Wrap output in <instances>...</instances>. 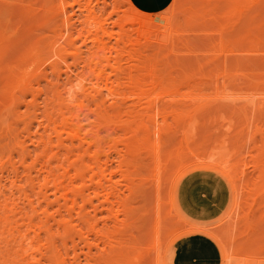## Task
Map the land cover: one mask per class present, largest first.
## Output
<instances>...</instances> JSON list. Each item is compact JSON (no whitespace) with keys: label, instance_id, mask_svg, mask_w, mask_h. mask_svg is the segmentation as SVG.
I'll return each mask as SVG.
<instances>
[{"label":"bare ground","instance_id":"6f19581e","mask_svg":"<svg viewBox=\"0 0 264 264\" xmlns=\"http://www.w3.org/2000/svg\"><path fill=\"white\" fill-rule=\"evenodd\" d=\"M177 1L156 22L133 0H49L55 12L46 6L44 11L43 2L37 9L50 10L60 22L54 19L50 27L52 18L42 16L36 25L50 28L48 39L15 33L18 42L8 41L7 28L0 29V264H169L180 236L213 235V226L200 220L212 221L207 216L216 211L200 206L201 218L193 219L192 207L185 206L192 158L202 157L199 151L210 142L208 160L218 151L230 152L233 160L215 166L233 177L235 192L225 217V264L240 262L239 254L228 251L237 240L242 251L250 249L247 254L264 242V0ZM31 7L22 13L26 20ZM2 13L0 25L12 14ZM29 22V29L28 22L27 28L21 23L23 31L30 32ZM202 38L208 58L197 56L200 45L194 40ZM205 80L223 90L249 87L256 98L244 107L252 115L246 113L245 121L243 112L242 123H236L246 122L243 129L222 114H237L239 105L229 109L222 100V107L209 108L203 99H189L195 81ZM135 91L157 94L127 106L123 95ZM194 114L206 118L204 124ZM224 117L230 127H239L236 134L242 130L241 138L234 129V140L242 139H236L238 147L227 137L233 129L220 127ZM212 118L224 119L217 124L225 134L221 140L201 132L220 133L213 131L219 120ZM199 133L208 145L205 139L194 143Z\"/></svg>","mask_w":264,"mask_h":264},{"label":"rangeland","instance_id":"374dc122","mask_svg":"<svg viewBox=\"0 0 264 264\" xmlns=\"http://www.w3.org/2000/svg\"><path fill=\"white\" fill-rule=\"evenodd\" d=\"M40 0H0V9L3 11V13H4V15H6V13L7 14H10V13H12V14H10L9 15V17L10 18H12L11 16H13V19H15L16 20V23L18 22L19 23V20H21L22 19V21L23 22H21V23H23V25H24V27H26L27 28V26H28V29L30 28V20L32 21V29L35 27V29H30V32L28 31V29L26 30V31H28V32H26V31H23L24 29V27L23 28H21L20 26L22 25L21 23H19V25H17L16 23H15V21H14V24L13 23H11V21H10V19H9V17H8V21H10V22H8V21H4V19H3V21H1L2 23H1V25H0V29H6L7 28V30H8V34H6L4 37H5V39L6 40H11V39H13V42L15 41V39L16 38H20V35H21V37H30V35H31V33H32V35H34V36H36L37 38H38V35L40 36L39 38H44V39H42V40H45V39H48L49 38V35H51V34H49V30H50V28L48 27V26H46V27H48V28H42V27H38V26H36V25H38V22L40 23L41 21H42V19H41V17L43 16V17H45V16H48L49 18H52L51 20H50V24L49 25H51V24H53V23H51V21L52 22H54L53 20L55 19V20H57L56 22H60L59 21V19H58V16H55V18H54V15L55 14H49V13H51V12H53L54 11V9L55 8H53V5H51L52 3H53V1L54 0H50L51 1V4L49 3V0H46V2H48V5H43V3H45L46 4V2H45V0H41V2H39ZM171 1L172 0H133V2L136 4V6H137V8L139 9V10H141V11H143V12H145V13H148L149 15H151V17L156 21V22H158V20H159V13L160 12H163V11H166V9L170 6V4H171ZM38 2V3H37ZM43 2V3H42ZM179 1H177L176 2V0H175V4H177ZM40 3H42V7H44L45 8V6L47 7V8H49L50 7V9H52V11L50 12V10H47L46 12H49L48 14H42L41 13V11L40 10H38V9H41L42 7H41V4ZM34 4V5H33ZM9 6V8H8V6ZM37 5V6H36ZM31 6H33V9H32V11L33 10H35L36 12H38V15L36 16V13L35 12H32V11H30L31 12V16L30 17H28L29 19H27L26 20V18L27 17H23V16H25V14H23V16H22V13H23V11L25 12V10L26 9H28V8H30ZM17 7V8H16ZM20 9V11H21V13H20V11H19V9ZM32 8V7H31ZM30 8V9H31ZM38 8V9H37ZM47 8H45L44 9V11L47 9ZM13 9L15 10V11H13ZM18 9V10H17ZM22 9V10H21ZM37 9V10H36ZM16 10H17V12H16ZM43 10V9H42ZM73 11H75V9H73ZM1 12V11H0ZM19 12V13H18ZM55 12V11H54ZM68 14L70 15V12H72V11H70L69 9H68ZM2 13V12H1ZM0 13V14H1ZM3 13H2V15H3ZM40 13H41V16H40ZM153 13V14H152ZM156 13V14H155ZM20 14H21V16L22 17H20ZM39 16V17H38ZM0 17H1V15H0ZM5 17V16H4ZM15 17V18H14ZM57 17V18H56ZM75 17H73V19H72V21H75V19H74ZM7 19V18H6ZM5 19V20H6ZM114 19V18H113ZM12 20V19H11ZM24 20H26V21H24ZM29 20V21H28ZM12 22H13V20H12ZM25 22L27 23H29V24H27V26H26V24H25ZM33 22L34 23H36V24H34L33 25ZM4 23V24H3ZM12 24V25H11ZM15 25H17V26H15ZM48 25V24H47ZM11 27V28H9V27ZM14 26H15V28H14ZM19 26V27H18ZM198 27H197V29H200L201 27H202V25H200V27H199V25H197ZM14 29H16L15 31L14 30H12L13 28ZM50 27H52V25L50 26ZM40 28H42V29H40ZM10 29H11V31H10ZM37 29V30H36ZM36 32H38V33H36ZM14 31V32H13ZM18 31H19V33H18ZM12 32V33H11ZM27 34H26V33ZM15 33H17L16 35H15V37H13V35L15 34ZM47 33V34H46ZM28 35V36H27ZM31 35V36H32ZM198 35V34H197ZM196 35V36H197ZM201 35V36H200ZM33 36V38H35ZM199 37H202L203 36V38H204V36L205 35H202V34H199L198 35ZM10 37H11V39H10ZM13 37V38H12ZM193 37H194V35H193ZM193 37H192V39H193ZM8 38V39H7ZM38 38V39H39ZM195 38V37H194ZM203 38L201 39V41L199 42L198 40H194L195 42H197L198 43V45H200V49L198 48V45H197V49H199V50H201L200 52H199V50H198V52L199 53H201V54H198V52H197V56H199V55H202L204 58H208V56H206V55H203V54H205L207 51V47H206V42L203 44L204 45V49H206V50H202L201 49V47L203 46L202 45V41H203ZM206 38H208V37H206L205 36V38L204 39H206ZM21 39H25V38H21ZM197 39H200V38H198L197 37ZM4 40V39H3ZM8 40V41H9ZM19 40V39H18ZM16 41H17V39H16ZM15 41V42H16ZM18 42V41H17ZM196 43V44H197ZM201 43V44H200ZM78 45H79V43H77ZM203 48V47H202ZM203 52V53H202ZM207 54V53H206ZM202 56H200V60L202 59L201 57ZM206 56V57H205ZM261 57V56H260ZM11 58H13V57H11ZM195 58H198L199 59V57H195ZM230 58V57H229ZM232 58V57H231ZM230 58V59H231ZM203 60V59H202ZM206 60V59H205ZM232 60H233V58H232ZM67 62L69 63V64H71L70 62V59L68 60L67 59ZM203 62V61H202ZM70 66V69L72 70V72L74 73H76V70H74V66H72V64L71 65H69ZM62 68H64V67H62ZM62 70H60L59 71V75L61 76V78L63 79L64 78V74H63V71L61 72ZM204 81V80H203ZM201 82L200 84H198V81H195V83L197 84V86H196V84H193L192 86L193 87H195L196 89H195V91H194V88L192 89V90H190L191 91V94L192 95H190V97H189V99L191 98V100L195 103V101H203L204 103L206 102L207 103V106H209V104H210V106H209V108L211 107V104H215V105H218L219 106V108L220 107H222V104H224V102L226 101H228L227 102V104H226V102H225V105H228V107L229 106H231V107H229V109H231L232 108V106H233V108L234 109H236L237 107H238V105L240 106V107H238L237 109H236V113L237 114H231L230 115V112L232 111H227V112H225V111H223L222 112V114H223V116L225 115V116H228L229 118L228 119H230L231 120V122H232V120L234 121L233 122V125H238V126H240V128H242L243 129V127H242V125H246V113H247V116L249 115V112L251 111V115H252V108L250 109L249 107H247V111L245 110V106L246 105H248L249 106V104H253V103H255L254 102V100H255V98L254 97H252V95H253V93H252V91L251 90H249V87H246V85L245 86H242V87H244V88H242L241 86L240 87H235V89L234 88H231V89H227V90H223V89H221V88H214V86L215 85H213L212 83H214V81H211V80H205V81H208L207 83L209 84V81H210V86L212 85L213 86V88H212V86L210 87L209 85H207V83H205V82ZM202 83H205L206 85H204V86H206V87H204L203 85H202ZM216 84V83H215ZM219 85V84H218ZM200 86H201V88H200ZM204 88H203V87ZM207 86H209L208 87V89H207ZM198 87H199V89H198ZM211 88V89H210ZM216 89V90H215ZM233 89V90H232ZM242 89V90H241ZM197 90V91H196ZM200 90V91H199ZM206 92H205V91ZM245 90H247V91H245ZM262 90H264V88H262ZM260 91V92H264V91ZM193 91V92H192ZM202 91V92H201ZM203 91H204V93H203ZM210 91V92H209ZM106 91H104L103 92V96H104V98L106 99V98H108L109 99V97H110V95L108 94V92H106V94H104ZM155 92H158V90L157 91H155ZM209 92V93H208ZM215 92H217V93H215ZM248 92V93H247ZM138 93L139 92H137V91H135V95L133 94L132 95V97H131V94H128V93H125V95H123L124 96V98H127V100L125 101V103L127 104V106H128V103L129 104H140V105H142V103L144 102V100H145V102H146V100L148 101V99L150 100V99H152L157 93H154V94H147V95H138ZM199 93V94H198ZM250 93H252V94H250ZM140 94V93H139ZM208 94V95H207ZM245 94V95H244ZM249 94V95H248ZM106 95H109V97H107ZM129 95V96H128ZM137 95V96H136ZM151 97H150V96ZM199 95V96H198ZM147 96V97H146ZM148 96H149V98H148ZM194 98H192V97ZM196 96V97H195ZM205 96V97H204ZM233 96V97H232ZM139 97V98H138ZM142 97V98H141ZM143 97H145V98H143ZM239 97V98H238ZM122 96H120V97H118L117 99H121V100H123L124 99ZM129 98H130V100H129ZM134 98H136V99H138V101L136 100V99H134ZM148 98V99H147ZM160 98V97H159ZM199 98H201V99H199ZM215 98V99H214ZM227 98V99H226ZM248 98V99H247ZM250 98L252 99V101H250ZM257 98H260V97H257ZM108 99H107V101H108ZM131 99L134 101H131ZM144 99V100H143ZM161 99H164V102H165V100L166 101H168L169 100V97H163V98H160V100ZM199 99V100H198ZM203 99V100H202ZM225 99V100H224ZM247 99V100H246ZM28 100H29V98H28ZM141 100V101H140ZM220 100V101H219ZM224 102H223V101ZM245 100L247 101V103L245 104ZM40 101V102H39ZM39 101H37L36 102V104H37V106L40 108V110L38 111V113L39 112H41L42 110H43V101H42V99H40ZM135 101H137V102H135ZM208 101H210V102H208ZM219 101V102H218ZM230 101H231V104H230ZM232 101H234V102H232ZM132 102V103H131ZM140 102V103H139ZM144 102V103H145ZM223 102V103H222ZM249 102H251V103H249ZM253 102V103H252ZM39 103V104H38ZM41 103V104H40ZM205 103V104H206ZM222 103V104H221ZM229 103V104H228ZM249 103V104H248ZM240 104H242L243 106L241 107V105ZM42 105V106H41ZM254 105V104H253ZM213 106V105H212ZM224 106V105H223ZM252 107V106H251ZM23 108V107H22ZM22 108H20V112L22 111ZM38 108V109H39ZM212 108V107H211ZM214 108L215 107H213V113H215V112H219V110H218V108L216 107V110H214ZM226 108V107H225ZM244 108V109H243ZM207 110H208V108H206ZM223 109V108H222ZM221 109V110H222ZM226 109H228V108H226ZM239 109V110H238ZM241 109H243V110H245V111H240ZM248 109H249V111H248ZM136 110H139V108L138 109H136ZM204 111H206V110H204ZM234 111V110H233ZM238 111V112H237ZM209 112H210V110H209ZM208 112V113H209ZM221 112V111H220ZM245 113L244 115H245V117L243 116V118H245V119H243V120H245L244 122L245 123H243V124H241V125H239V123L238 124H236L237 122H240V123H242L241 121H243L241 118H242V115L240 116V114L241 113ZM197 114H198V112H196ZM195 113V114H196ZM207 113V111L205 112V114ZM211 113V112H210ZM212 113V114H213ZM194 114V118L196 119H198V116L197 115H195ZM200 114H201V112H200ZM204 114V115H205ZM220 114V113H219ZM222 114H220V117H221V115ZM206 115H208V114H206ZM218 115V114H217ZM238 115H239V117H238ZM201 116V115H200ZM213 116V115H212ZM222 116V117H223ZM207 117V116H206ZM211 116H209V118H210ZM221 117V118H222ZM236 117V118H235ZM202 118V117H201ZM201 118H199L198 120H200V122L202 121V122H205L204 120L206 119V118H204L203 120H201ZM208 117H207V119H209ZM214 118H215V116H214ZM216 118H219V115L216 117ZM225 118V117H224ZM227 118V117H226ZM225 118V119H226ZM220 119V118H219ZM219 119H213L212 118V120H214V122H215V120H219ZM228 119H226V120H224V122L221 124V122L223 121V120H219L218 121V123H216L215 124V128L212 126V128H211V130H213V128H214V130L213 131H215L216 129L220 132V133H216V134H220L219 136L218 135H214V134H211V132H209L208 130H210V129H208V130H203V131H201L202 133L203 132H206V133H208V134H206L207 136H208V138L207 137H200V136H202V135H200V133H199V141H197V139L194 141V143H196V144H198L197 142H200V143H202V142H204L205 140H206V142H204V146L205 145H208V144H206L207 143V139H211V137L213 136V137H215V138H217V139H220L221 137H223V135H225L224 133L222 134L221 132V128H217V124H221L220 125V127L221 126H229L230 125V122H227V120ZM235 119V120H234ZM196 121L197 122V124H198V126H199V121ZM210 120V119H209ZM208 120V121H209ZM211 120V121H212ZM211 121H209V122H207V124L209 123L210 124V122ZM225 121H226V123H225ZM253 121V120H252ZM168 122L170 123V121L168 120ZM201 122V123H202ZM225 123V124H224ZM252 123H254V122H252ZM202 124H204V123H202ZM209 124H208V126H209ZM213 124V122H211V125ZM228 124V125H227ZM204 126V125H203ZM203 126H202V128H203ZM205 126H207V125H205ZM225 126V127H226ZM238 126H234V129L236 128V130H235V135L236 136H238V134L240 133V131H242L241 129H240V131L238 132V134H236V132H237V130H239L238 128ZM252 126V125H251ZM224 127V129L223 130H225V129H227V128H225ZM230 127V126H229ZM228 127V128H229ZM233 126H231L230 128H232ZM253 127V126H252ZM200 128H201V126H200ZM201 128V129H202ZM205 128V127H204ZM203 128V129H204ZM207 128V127H206ZM205 128V129H206ZM210 128V127H209ZM197 129H198V127H197ZM233 129V128H232ZM234 129L233 130H231V131H233L232 133H231V131L229 132L230 134H232L231 136L233 137H231V136H227V137H230L232 140H231V142L234 140ZM253 130V129H252ZM217 131V132H218ZM226 131V130H225ZM225 131H223V132H225ZM199 132V131H198ZM216 132V131H215ZM201 133V134H202ZM226 133V132H225ZM198 134V133H197ZM196 134V136H198ZM227 134V133H226ZM230 134H228V135H230ZM204 135H205V133H204ZM203 135V136H204ZM205 135V136H206ZM222 135V136H221ZM240 136H241V138L243 137L241 134H239ZM211 136V137H210ZM210 137V138H209ZM212 137V138H213ZM220 137V138H219ZM225 137V136H224ZM207 138V139H206ZM226 138V137H225ZM238 137H236V139H237ZM240 138V139H241ZM205 139V140H204ZM217 139H215L216 141H217ZM222 139H224V138H222ZM235 139V140H236ZM239 139V138H238ZM240 139H239V141H240ZM202 140V141H201ZM214 140V141H215ZM221 140V139H220ZM225 140H230V139H228V138H226ZM235 140H234V142H235ZM242 140V139H241ZM249 140H250V138H249ZM178 141V140H177ZM211 140H209V142H210ZM213 141V140H212ZM214 141H213V144H214ZM237 142V146H235V147H238L239 146V142H238V140H236ZM28 141H26V145H27V147H28V150L30 151H32V146H29V142L27 143ZM176 142V141H175ZM234 142H232V143H234ZM250 142V141H249ZM211 143V142H210ZM210 143H209V147H207V146H205L203 149H201V151H199V155H201L202 157H200V158H196V157H193L192 159H193V168L194 169H192L190 172L191 173H193L190 177H189V179H192L191 180V184H190V186H189V188H188V190H189V194H188V197H187V202H189L187 205H185V206H190V207H192L191 208V211L193 212V214H191V217L193 218V219H199V218H201V217H199L197 214H196V212H197V209L200 207V206H204L205 208H207V209H209L211 212H215L216 211V213H214V214H208V216H207V219H211L212 221H208V220H205V219H203V220H200V221H204L205 222V224H207L208 226H210V227H212L213 229H214V231L213 230H211V232L213 233V235H209V234H207V236H200V235H197L198 237H201L202 239H204L211 247H212V249H213V254H215V256L213 255V261L211 262L212 264H225V258H224V256H225V248H227V246L228 245H226V243H223V242H226V240H227V235H226V231H227V228H228V224H229V221H227L228 219L227 218H225L226 217V215H227V213L230 211V209L232 208V206H233V201H234V194H235V192H234V188H233V185H232V181H231V179H233V177L231 178V176H228L227 174H225L222 170H220V169H218V168H216L215 166L217 165V164H227L228 162H232L233 160L231 159V157H232V154L230 153V152H228V153H226V152H224V151H218V156H214L213 158H211L210 160H208V153H209V149H210ZM232 143H228L227 142V144L228 145H231ZM212 144V143H211ZM234 145H235V143H234ZM212 146V145H211ZM232 146V145H231ZM247 146H249V145H247ZM234 147V146H233ZM231 148V147H230ZM250 148H252V144H251V146H250ZM249 148V149H250ZM234 149H237V148H234ZM252 152L254 151L253 149H250ZM250 150H248V151H250ZM246 151H247V149H246ZM252 152H249V153H246L247 154V156H246V154H245V156L246 157H248V156H250L251 154H252ZM202 153V154H201ZM224 155V157L222 158L221 157V155ZM32 155V154H31ZM30 155V156H31ZM203 155H204V157H203ZM252 156V155H251ZM112 158V159H111ZM111 158H110V161H112L111 162V167H114L115 165L113 164V163H115V157H113V155L111 156ZM247 160H248V158H246ZM30 159L28 158V161H29ZM249 160H250V158H249ZM248 160V161H249ZM114 161V162H113ZM114 165V166H113ZM194 166H199V167H194ZM5 175V174H4ZM5 177V176H4ZM5 179V178H4ZM191 187V188H190ZM208 197H210V199H208ZM165 198H166V196H165ZM212 199V200H211ZM167 199H165V201H166ZM183 204V203H182ZM91 208L90 207H88V212L89 213H92L91 212V210H90ZM90 210V211H89ZM224 212V213H223ZM239 212V211H238ZM103 214H101V216H102ZM214 216V217H213ZM225 219V220H224ZM197 221V220H196ZM224 221L226 222V223H224ZM100 222V221H99ZM219 223H221V225H219ZM239 224V223H238ZM99 225H101V224H99ZM215 227V228H214ZM243 230V229H242ZM241 231V230H240ZM214 232H216V233H214ZM239 233V232H238ZM238 233H236V235H235V238H238L239 237V234ZM136 235V234H135ZM190 235H193V234H189V235H186V236H180L177 240H176V242L178 241V240H180V239H182V238H184V237H187V236H190ZM194 235H196V234H194ZM218 236V237H217ZM166 237H168V235L166 236ZM166 240H167V238H165V237H163V241H162V243H166ZM219 240V241H218ZM237 241H238V243H237ZM235 243V245L234 246H232V248L230 247H228V251L229 252H232L233 254H234V256H236V255H238V257H240V262L238 261V260H236V264H243L242 263V260H241V258H243V259H246V261H248L247 262V264H264V252H262L261 251V248H262V250H264V247H262V246H264V242H259L258 244H257V246L256 247H254V248H252L251 250H252V252L251 253H248L247 254V252H250V249H249V251L248 250H245V251H242L241 249V241H239V240H237ZM175 242V243H176ZM174 243V244H175ZM262 243V244H261ZM174 244H173V246H174ZM226 245V246H225ZM173 246H172V248H171V250H173ZM235 247V248H234ZM241 249H240V248ZM239 248V249H238ZM171 250H170V255H169V264H172V252H171ZM230 250H232V251H230ZM257 253H259L258 255H257ZM245 254V255H244ZM262 254V255H261ZM242 255V256H241ZM257 255V256H256ZM152 256V255H151ZM237 257V256H236ZM245 257H247V258H245ZM151 258H153V256L151 257ZM249 258V259H248ZM237 261L239 262V263H237ZM150 262H152V261H150ZM257 262V263H256ZM149 264H151V263H149ZM231 264H233L232 262H231Z\"/></svg>","mask_w":264,"mask_h":264},{"label":"crops","instance_id":"0c3cea01","mask_svg":"<svg viewBox=\"0 0 264 264\" xmlns=\"http://www.w3.org/2000/svg\"><path fill=\"white\" fill-rule=\"evenodd\" d=\"M212 247L201 237L190 235L178 240L172 250V264H212Z\"/></svg>","mask_w":264,"mask_h":264}]
</instances>
